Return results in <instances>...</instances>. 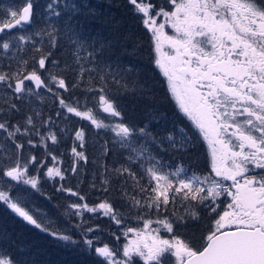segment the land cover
Returning <instances> with one entry per match:
<instances>
[{
    "label": "snow or ice",
    "instance_id": "snow-or-ice-1",
    "mask_svg": "<svg viewBox=\"0 0 264 264\" xmlns=\"http://www.w3.org/2000/svg\"><path fill=\"white\" fill-rule=\"evenodd\" d=\"M168 2L172 7L170 11L158 7L151 0H129L135 11L142 14V23L151 32L158 54L155 64L167 77L169 90L179 109L210 147L211 172L214 177L198 176L196 173L181 177V173L185 172L183 168L175 173L161 171L159 161L151 155L146 156L145 149L131 146L133 129L123 123L114 127L105 125L96 118L92 109L81 111L60 98V106L66 108L68 113L90 120L96 128H111L120 138L121 146L131 148L134 153L128 157L130 162L141 158L152 161L151 166L145 168L150 178L149 185L155 182L150 188L152 195L143 204L135 196L131 197L134 207L155 208L159 213L166 212L170 199L175 203L177 196L181 201L196 202L195 205L188 204L182 215L174 211L172 219L147 220L141 230L128 228L124 235L134 233L136 239L122 246V258H118L117 251L108 245L94 250L107 264H138L136 258L143 261V264H264V0ZM48 7L51 9L52 5ZM32 8V0H24L22 7L7 10L8 18L0 19V33L31 23ZM161 18L163 22L158 23ZM166 26L172 29V34L165 30ZM20 39L24 40V37L21 36ZM52 43L55 46L54 39ZM72 43L81 47L76 40ZM2 47L7 50L9 44L3 43ZM50 55L49 52L40 58L30 73L18 72L12 76L0 74V83L13 88L18 94L17 99H23L25 94H34L32 87L25 86L26 80L32 82L37 90L47 89L49 93H53L55 88V95H59V89L68 91L65 79L46 69V60ZM74 55L78 64L81 57L78 52ZM51 63L55 65L57 62L53 60ZM41 69L45 70L44 78L39 72ZM83 72L81 66V77ZM11 79L16 81L14 85L9 83ZM76 86L74 83L73 87ZM100 92L103 93L102 88ZM76 103L79 104V101ZM98 103L104 112L113 116L121 115L105 95H99ZM10 110L19 111L15 104L11 105ZM25 124L35 130L32 116L25 118ZM0 130L7 132L9 138H14L16 133L21 132V127L16 125L14 131H9L7 122H0ZM29 131L25 127L23 134L27 135ZM139 131L144 133L145 130ZM36 134L39 135V132ZM75 135L81 141L82 148L83 130L77 131ZM180 135L183 143L171 136L168 139L174 147L179 145L184 148L190 138L183 129H180ZM48 139L53 144L57 143V137L51 131L47 136L41 137L42 142ZM28 144H32L31 139ZM23 147V144H16L18 150ZM72 151L78 159L87 160L83 152H77L76 148ZM29 159L30 162L36 161L35 156ZM72 171L75 172L76 169L72 168ZM114 172L117 177H126L125 183L127 178H131L133 188L138 187L139 192L149 191L139 184L136 173L131 168L121 165ZM3 175L34 189L39 183L38 177L28 175V165L21 166L19 161L14 167L4 171ZM46 175L49 178L64 179L58 168H48ZM224 181H231V184L226 185ZM103 183L107 186L110 181L105 179ZM104 190L107 191L108 188L105 187ZM65 191L74 196L79 195L70 188ZM170 192L173 193L171 198ZM225 195L231 197V201L226 204L222 214H217L218 218L214 219L213 227L201 248L194 247L192 241L174 234V223L182 226L186 223V218L193 222L200 220L196 206L207 200L215 203L216 199ZM79 198L84 199L82 196ZM0 202L27 223L41 231H49L34 216L24 198L12 193L11 187L7 190L0 188ZM69 207L76 210L75 214L103 210V214L111 216L116 224L122 223L108 202L100 203L97 207H89L87 203H74ZM211 211L215 212L216 208L212 207ZM153 223L158 227L151 228ZM161 230L171 234V237H162ZM51 235L65 241L71 240V237L56 232ZM84 242L89 248L93 246L92 240L85 239ZM0 264L15 262L10 255L0 252Z\"/></svg>",
    "mask_w": 264,
    "mask_h": 264
},
{
    "label": "trees",
    "instance_id": "trees-1",
    "mask_svg": "<svg viewBox=\"0 0 264 264\" xmlns=\"http://www.w3.org/2000/svg\"><path fill=\"white\" fill-rule=\"evenodd\" d=\"M34 5L47 4L52 0H32ZM72 1V2H71ZM121 8V13L118 12L116 16L114 13H106L103 18L100 19L102 26L106 24L115 25L116 30L119 31L121 37V45L119 48H109L105 53V58L111 60V70L114 72H108L105 74L102 71L100 65L97 66L99 72L94 76V79H90L83 76L80 79L69 81L71 77V69L75 65V55L71 53L70 48L60 44L59 37L64 36V30L62 26L58 25V29L54 28L48 33L43 32L39 27L35 28L30 34L33 35V40L38 36V33H43L44 48L37 49L33 42H30L24 48V52L20 50L16 54L14 62L9 61L10 52L4 50L3 43H6L5 35L0 36V74L5 72H15L21 74L30 73L37 65V61L46 56V53L52 52L53 56L57 58L55 65L48 64L46 60V69L60 78L65 79V83L68 85L69 90L64 91L59 89V95L54 93L57 91L54 88L53 93L54 102L51 105H44V114L51 119H46L49 122L51 131L57 137V143L51 147L54 153L55 163H61V172L64 175V179L57 178L53 185H48L49 177L46 175V171L40 170L38 173H28L29 176L37 177L43 181L44 188L43 193H47V198L42 201L40 199L38 190L27 189L25 187L14 186L11 187L14 195L19 194L24 198L29 209L32 210L34 216L41 220L49 231H41L35 226L27 223L22 218L18 217L11 211L3 202H0V252L7 253L12 257L15 264H76L82 262V264H107L103 257L97 255L95 252V245L91 248L86 244L76 243L77 236L81 231H85L89 228L95 229L94 233H98L102 238H106L101 241V245H108L113 250L117 251L118 258H122V246L127 243L123 237L124 231L128 228L143 229L144 223L147 220L158 219L162 217L163 211L157 212L156 209H149L146 206L134 207L132 205L131 197L135 196L145 202L152 193L150 192L151 186L149 185V176L147 175L145 168L151 166L152 161L141 158L138 161L130 162L128 160L129 155H134L131 148L122 147L119 138H116L112 133L103 129L96 128L91 121L85 118H79L72 113H68L66 108L60 106L59 99L61 95L66 100L73 97L72 85L74 82L81 87H87L86 99H75V101L67 102L74 107H78L79 110L84 111L86 109H97L96 114L99 119L100 112L98 110V97L103 94L110 99L116 105L117 111L120 112V121L126 126L133 129V134L130 137V143L132 147L137 149L143 148L146 150L145 155H151L156 161H159V167L161 171L165 173H175L178 169L183 168L185 172L181 173V177L184 175H191L196 173V165L200 168H204L209 163V157L207 149L202 145L199 135L195 132L189 119L178 108L176 101H174L172 95L167 90L165 79H163L157 65L155 64V46L153 45V39L151 34L148 33L147 28L143 25L141 17L134 11V6L129 3V0H116ZM109 2V0H57L55 7L62 11L65 18L68 20V24L73 28L74 34L73 40L78 41L79 37H84L89 32V27L83 24V20L87 19L92 13L86 12V6H93L92 9L98 8ZM5 5H11L16 9L24 5V0H0V19H6ZM119 19H123L127 24L120 23ZM35 24V23H34ZM61 25V24H60ZM52 29V28H51ZM62 29V31H61ZM115 39V36L109 35V39ZM55 40V46H53L52 40ZM72 40V41H73ZM37 42V41H36ZM99 46V45H98ZM94 45V59L103 61V48ZM24 62H27L26 64ZM110 66V62L108 64ZM144 68L149 77L143 82L144 87H150L153 93L150 98L147 96V91L138 89V80L129 81L123 80L121 73H135L137 69ZM42 78H44L45 70H39ZM87 73H90L87 70ZM48 81L46 80V83ZM103 89V93L100 89ZM79 101V104L76 103ZM125 101V102H124ZM0 103H2L0 101ZM10 103L0 104V122H16L17 118L23 123L27 116H32L36 121L34 111L32 109L26 111H20L17 115H14V111L10 110ZM48 106V107H47ZM21 110V109H20ZM59 113V115H57ZM148 118V125H144L145 118ZM150 117V118H149ZM104 119V118H102ZM145 119V121H141ZM170 120L173 126L167 131H162L161 125L165 120ZM48 120V121H47ZM60 121V122H59ZM144 129V133L139 130ZM180 129L187 132L190 142L183 148L185 150L192 149L198 155V161H191V158H185L184 161L179 162L176 158L177 148L179 145L173 146L169 136L175 138L178 142L183 143V137L180 135ZM83 130L84 141L83 147H80L81 141L76 138L75 133ZM9 144L11 149L0 150V158L16 157V148H14V142L12 138L8 140L0 137V145ZM14 148V149H13ZM83 152L87 157L86 164L81 168L82 163L76 162L75 164L70 157L72 149ZM98 150V151H97ZM164 151H170V156L163 157ZM48 146L47 149L38 148L36 151L37 160L43 161L45 157L48 159ZM97 153V154H96ZM101 157L100 163H95L93 157ZM189 159V161H188ZM1 162V161H0ZM2 163V162H1ZM121 165L131 168L136 173L139 184L143 185L149 191L139 192L138 187L133 188V181L131 178H127V183L124 182L126 177H117L114 170L120 168ZM72 168L76 171L73 172ZM205 170L200 171L198 175L204 176ZM109 179L110 183L105 186L103 181ZM46 185V186H45ZM108 190L105 191L104 188ZM25 188V189H24ZM71 189L73 192L78 193V196L71 195V193L65 191V189ZM58 192L62 198H65L64 206L69 213L72 210L69 206L74 203H81L85 201L89 207H97L100 203L108 202L112 205L113 209L117 213L118 217L122 220L121 224H116L111 216H105L104 214H98L95 219L92 220L89 217V222L86 226L89 228H83L82 223L78 222L73 217V221L69 224L66 230H56L39 202L40 199L44 203H53L52 191ZM127 193V195H125ZM84 199L81 200L79 197ZM50 199V200H48ZM177 207H168V213L177 214ZM185 211L182 210L181 214ZM157 216V217H156ZM199 222H193L187 220L182 226L175 225L174 234L178 235L181 239L186 241H192L193 246L201 248L203 246L205 233L207 230L203 226L198 224ZM125 229V230H124ZM204 229V230H203ZM52 232L59 233L71 237V240L65 241L59 239L58 236L51 235ZM133 236V235H131ZM119 237V239H116ZM167 238L171 237V234L166 235ZM89 240V239H88ZM74 241V242H73ZM86 248V252L83 253L84 257L77 255L74 250ZM80 261H75L76 256ZM138 264H143L139 258H136Z\"/></svg>",
    "mask_w": 264,
    "mask_h": 264
},
{
    "label": "bare ground",
    "instance_id": "bare-ground-1",
    "mask_svg": "<svg viewBox=\"0 0 264 264\" xmlns=\"http://www.w3.org/2000/svg\"><path fill=\"white\" fill-rule=\"evenodd\" d=\"M49 4L52 5V3H49ZM42 5L47 6L46 4H42ZM92 7L93 6H91V5L86 6V12L92 13V14L87 19L83 20V24L89 27V32L86 33V35H84V37H79L78 42L81 45V47L78 48L76 44L72 43L73 39L70 40V38H68V37L61 36L58 38L60 44H63L65 47L70 48L71 53L78 52L79 56L81 57L79 63L78 64L75 63V65H73V67L70 71L71 77H70L69 81H74L76 79H80L83 76H86L90 79H94V76L97 73L99 75V72L97 70L98 65H100L102 71H104L105 74H108V72H110V71L114 72L113 70H111V60L109 58L108 59L105 58V54H104L105 52L104 51H106L109 48H117V47L119 48V46L121 45V37L119 35V31L116 30L115 25L106 24V25L102 26V24H100V19H102L103 15L108 13V12L114 13L117 16L118 12L121 13L120 12L121 8H120V6L116 0H109V2H106L105 6L101 4V6H98V8L94 7L92 9ZM37 10H38V7L37 6L35 7V5H34L33 6L34 17L31 20V23L25 24V26H29L30 24H33V22L37 18V15H36ZM54 10H56L60 14L58 20L56 21V25L60 26L62 18H64V20L66 18L64 16V14H62V11L60 9L55 7ZM119 20H120L119 21L120 23L127 24L125 20H123V19H119ZM35 27L41 28V24L37 23L35 25ZM58 28H56V29H58ZM53 29H51V30H53ZM147 31H148V33H150L148 29H147ZM73 34H74V32H72L71 35H73ZM109 35L115 36L116 40H113V38L109 39ZM38 36H39V33H38ZM151 38H152V35H151ZM34 44L36 45L37 49L38 48L42 49L45 47V45H47V44H44L43 36H40L38 39L35 37ZM94 45L95 46L99 45L98 47L103 48V55L100 56V57L104 58L103 61H101L102 59H100L99 61L94 59V53H95L94 52V48H95ZM48 53H46V55H48ZM50 53H51V55L48 56V60H47L48 64H50L51 61H53V60H55L57 62V60H56L57 58H55L53 56L52 52H50ZM89 53H92V55L90 56ZM109 62H110V66L108 65ZM81 66L84 69L82 77L80 75ZM87 70H89L90 73H87ZM14 73L13 72H5V74H8L9 76L14 75ZM120 76L121 77L123 76L122 79L125 80V82L127 80H129V81H132V80L137 81L138 80L139 84L142 83V85L138 86L137 88L142 89L143 91H147V96H149V98H150L153 91H152V89H150L149 86L144 87V85H143L144 84L143 82L146 80V78L149 77L148 72L144 68L139 67L137 69V71H135V73H131V74L130 73H121ZM15 82L16 81L14 79L9 80V83H11V84H15ZM4 85L6 86L7 84H4ZM76 85L77 86L75 88L72 85V92L74 94L72 98H70L69 100H66L63 98V95H61V98H63L66 102H70L73 100L75 101V99H86L87 87L84 88L78 84H76ZM4 87H2V88L0 87V89L4 90L5 89ZM17 95L18 94H16L13 90H11V93L9 94V96H6V97H3L0 94V101L2 102L0 104L3 106V103L6 104L9 102L10 108H11L12 104H15L16 107L19 109V111L13 110L14 115H17L20 111L22 112V111L32 109L34 111V114L36 117L35 118L36 121L33 120L34 125H35V130H32V126H31L29 133L27 135H25V134H23L24 128L25 127L29 128V125L25 124V120L22 123L17 118L16 122H13V123L7 122L8 126H9V131H14V126H16V125H19L21 127V132L16 133L15 137L12 138L13 141H15V143H13L14 148H16V144H23L24 147L22 149H19V150L16 148V154L17 155L15 158L13 155H12V157L8 156L7 158H0V161L2 162V163L0 162V165L2 166L1 167L2 168V174L7 169L14 167L16 165L17 161H19L21 166H23L25 164L28 165V173H31L32 171L38 173L40 170H43V169L47 172L50 165H55V160L53 159L54 153L51 150V147L53 146L52 141L50 139L45 140L43 142L41 141V137L47 136L48 132L51 131L49 122H46V119L49 120V117L44 114L43 108H44V105L49 106L54 102V96L51 95L47 90H45V91L40 90L39 94H37L36 96L35 95L31 96L29 99H27L26 97H24L23 99H17ZM114 105H116V104L114 103ZM92 111H93V113H95L94 110H92ZM37 113H39V115H37ZM79 118H81V117H79ZM145 119H146V122L144 125L147 126L148 125V118L146 117ZM145 119H143V120L141 119V121L143 122V121H145ZM160 125H161L162 131L163 130L167 131L168 129H171V127L173 126V124L171 123V121L169 119L165 120ZM37 131L39 132V135L36 134ZM1 136L6 140L9 139V137L7 136V132H5L4 130H0V137ZM29 139L32 140V144H28ZM45 144L48 146V152H49L48 153V159H47V157H45L43 159V161H39V160H37L36 151L38 148L47 149V146L45 147ZM8 145L9 144H7V146ZM0 150H2V148H0ZM77 152H80V151L77 150ZM170 153H171L170 151H167V152L164 151L163 157H165L166 155L169 157ZM175 153L177 154L176 158L179 160V162H181V161L183 162L184 159L187 157L191 158L190 160L193 162L199 160L198 155L194 151V146L192 147V149H188V150H185L183 148H177V152L175 151ZM31 156L36 157L35 162H30L29 158ZM70 157H71V160L75 164H77L76 162H81L82 163L81 168L83 166H85L86 162L84 160L78 159L74 155L73 151L70 153ZM93 160L95 163H100L102 161L101 157H100V159L96 158V155L93 157ZM188 161H189V159H188ZM37 177L39 180L37 188L34 189L30 185L25 186L23 184L21 185V187H25L27 189L31 188V189L40 191V192H38V194H39L40 199H42V201H43L44 199L47 198V193L42 194L43 193L42 189L44 188L43 187L44 184H43V181H41V179H39L38 175H37ZM50 179L51 178L48 179V185L51 187L55 181H51ZM51 194H52V196H49V198L50 199L53 198V203H44L40 199H38V202L40 204H42L41 207L44 210H46L52 226L57 231L58 230H66L69 227V224H71L73 221L72 216L74 215L75 211L72 209V210H69V213H68L66 207L63 204V203H65V198H62V196H60L59 193L55 192L54 190L51 192ZM50 199H48V200H50ZM99 214H101V213H99ZM97 215L98 214H96V216ZM89 217L90 218L93 217L92 220H94V221L97 220L92 215L91 216L86 215V220L84 222H81L80 220H78L77 216H75L74 218L76 220H78V222L82 223V225L84 226L83 228L88 229L89 226H86V225L89 222H91L89 220ZM208 218H209V215L206 213V214H202V216L200 217V220L202 222H206ZM202 222H200V223L203 225ZM206 225H207V223H206ZM94 232L95 231H87V230L81 231V233L77 236L78 241H76V243H79V245L84 243V245H86V243L84 242L85 239L90 240L92 235H93L94 239H98L97 236H101L100 234L94 233ZM74 252L82 258V257H84L83 253L86 252V248L75 249ZM74 260L80 261L78 256H76V258ZM76 264H82V262H77Z\"/></svg>",
    "mask_w": 264,
    "mask_h": 264
},
{
    "label": "rangeland",
    "instance_id": "rangeland-1",
    "mask_svg": "<svg viewBox=\"0 0 264 264\" xmlns=\"http://www.w3.org/2000/svg\"><path fill=\"white\" fill-rule=\"evenodd\" d=\"M72 2V1H71ZM32 3H33V1H32ZM49 3H52V8L50 9L48 6L50 5ZM56 4H57V0H52V1H49L46 5L47 6H44V5H42V4H39L38 6L37 5H35V7L37 6L38 7V10H37V13H36V15H37V18L35 19V24H34V22H33V24H30L29 26H17L16 28H13V29H11V30H5V32H3V33H0V36H3V35H5V39H6V43H8L9 44V48L7 49V50H5V51H7V53H9L10 52V55L8 56L9 57V61H11V62H14V60L16 59V54L18 53V51L20 50L21 52H24L25 50H24V48L26 47V45L28 44V43H30V42H35L34 40H33V35L32 34H30L31 32H33L34 31V29L35 28H37V27H35V25L37 24V23H40L41 24V29L43 30V32H49L50 30H51V28L53 29V28H58V26L56 25V21L58 20V18H59V16H60V14L59 15H56L55 13H58L56 10H54V8H55V6H56ZM41 5V6H40ZM9 9H11V10H15V8L14 7H12L11 5H5V10H6V12H7V10H9ZM8 18V17H7ZM6 18V19H7ZM60 26H62V29L64 30V33H63V35L65 36V37H68V38H70V40H72L73 39V37H72V32H73V28H71L70 27V25L68 24V20L67 19H65L64 20V18H62V20H61V25ZM62 29H61V31H62ZM21 36H23L24 37V40H21L20 39V37ZM40 36H43V33H40L39 34V36L38 37H36L37 39L40 37ZM15 63V62H14ZM14 85V84H13ZM5 85L3 84V83H0V87L2 88V87H4ZM25 86L26 87H32L33 88V95H27V94H25V96L24 97H26L27 99H29L31 96H36L37 94H39V92H40V90H42V91H45V90H47V89H39V90H37V89H35V85L32 83V82H30V81H25ZM5 89L3 90V89H0L1 91V95L3 96V97H6V96H9V94L11 93V90H13V88H9L7 85L4 87ZM14 91V90H13ZM47 93V92H46ZM99 104V103H98ZM99 108H98V110H99V112H100V116H102V118H104V119H99L98 118V116H97V114H96V110L97 109H93L94 111H95V113H93L95 116H96V118L98 119V120H100V121H103V123L105 124V125H111V126H115L116 124H119V121H120V117L121 116H113V115H111L110 113H106V112H104L103 111V109H102V107L99 105L98 106ZM116 107V106H115ZM29 129H31V126H29ZM103 129H105V130H107V131H109L110 133H112L116 138H118L116 135H115V133L111 130V128H109V127H103ZM120 139V138H119ZM131 140V139H130ZM0 148H2V149H6V150H8V149H11L10 148V146L8 145V146H3V145H0ZM3 165V164H2ZM2 166L0 165V188H2V189H4V190H7L9 187H14V186H18V187H21V185L23 184V183H17L16 181H12L10 178H8V177H6V176H4L3 174H2V168H1ZM49 168H58V169H60V171L62 170V168H61V163H55V165H50L49 166ZM210 169V173L208 174L209 176H212V172H211V168H209ZM183 177V176H182ZM57 178H59L60 179V177H55V178H51L50 180L51 181H55ZM23 185H25V184H23ZM26 186V185H25ZM172 195H173V193H169V196H170V198L172 197ZM84 200L83 201H81V203H79V204H84ZM188 204H193V205H195L196 204V202L195 201H181V199H180V197L179 196H177L176 197V200H175V203H173L172 201H171V199H170V202H169V205H168V207H177L178 206V208L176 209L177 210V214L178 215H180L181 214V212H182V210L185 208L186 209V207H187V205ZM216 205V201H215V203H213L211 200H207V201H205L203 204H199L198 206H196V208H195V210L199 213V216L201 217L202 216V214H208L209 215V218L207 219V221L206 222H202L201 220H199L198 222V224L199 225H201V226H203L204 227V229H206L207 230V233H205L206 235H205V237L210 233V230L212 229V227H213V223H214V219H217V218H214V214H212L211 213V208L213 207V206H215ZM223 206L225 207V204H223ZM75 212H74V215L75 216H77L78 217V220H80L81 222H84L85 220H86V215H92V216H96V214H99V213H102V215H103V210H99V211H97V212H87V211H83L82 212V214H75L76 213V210L75 209H73ZM162 212V211H161ZM185 212V211H184ZM183 212V213H184ZM163 216L161 217H158V219H164V218H169V219H172V213H168L167 211L165 212V211H163ZM157 217V216H156ZM153 221H155L156 219H152ZM200 222H202L203 223V225L200 223ZM206 223H207V225H206ZM206 225V226H205ZM156 227H158V225L157 224H155V223H153L152 225H151V228H156ZM203 229V230H204ZM125 230V229H124ZM139 230V229H138ZM127 231V229L124 231V233ZM149 231H150V229H149ZM131 235H133V236H131ZM160 235L162 236V237H165V238H167L166 237V235H169L168 233H166V232H164L163 230H161V232H160ZM205 237H204V242H205ZM97 238L98 239H94V237H93V235H92V237L90 238V240H92L93 241V243H94V245H95V247L94 248H96V247H102V245H101V241H104L106 238H102L101 236H97ZM124 238V240H126L127 241V243L130 241V240H134V239H136V236H135V234L134 233H129L127 236L125 235V237H123Z\"/></svg>",
    "mask_w": 264,
    "mask_h": 264
},
{
    "label": "flooded vegetation",
    "instance_id": "flooded-vegetation-1",
    "mask_svg": "<svg viewBox=\"0 0 264 264\" xmlns=\"http://www.w3.org/2000/svg\"><path fill=\"white\" fill-rule=\"evenodd\" d=\"M151 2L153 4H155V5H157L158 7H163L166 11L172 10V7L169 4L168 0H151ZM139 15L142 16V14H139ZM161 22H163V18H161L160 20H158V23H161ZM165 30L169 34H172V29L170 27L166 26V29ZM153 45H154V40H153ZM165 50H167V49H165ZM157 55L158 54L155 52L156 58H157ZM159 71H160L163 79H165L166 86H167V90L169 91V94L172 95V93L169 90V86H168V82H167V77H165L163 75V72H162V70L160 68H159ZM172 97H173L174 101H176L173 95H172ZM176 103H177V101H176ZM177 106H178V104H177ZM178 108H179V106H178ZM190 123H192V122L190 121ZM192 127H193V125H192ZM193 129L195 130V132L197 133V135H199L202 145H204L206 147L207 152H208V157H209V163L206 166H204V168H200L198 165H196V167H195L196 174L198 175L200 171H204L205 170V173L207 174V176H209L208 175L210 173V169L209 168H211V151H210V147H209L207 141L204 140L203 137L199 134V132L194 127H193ZM212 177H214V173H212ZM215 179L219 180L220 178L219 177H215ZM224 184L230 185L231 184V181H224ZM230 201H231V197H228L226 195L225 196H221L220 198L216 199V205L213 206V207L216 208V211L215 212L211 211V213L214 214V218H218V215H217L218 213L219 214H222L223 213V211L226 208V204L228 202H230ZM223 204H225V207L223 206ZM217 205H218V207H217Z\"/></svg>",
    "mask_w": 264,
    "mask_h": 264
},
{
    "label": "water",
    "instance_id": "water-1",
    "mask_svg": "<svg viewBox=\"0 0 264 264\" xmlns=\"http://www.w3.org/2000/svg\"><path fill=\"white\" fill-rule=\"evenodd\" d=\"M34 15H33V8H32V17H31V20L33 19Z\"/></svg>",
    "mask_w": 264,
    "mask_h": 264
}]
</instances>
